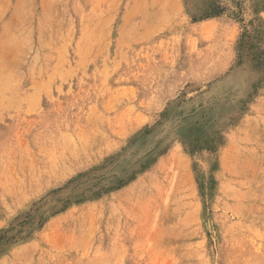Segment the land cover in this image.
<instances>
[{"label": "rangeland", "instance_id": "obj_1", "mask_svg": "<svg viewBox=\"0 0 264 264\" xmlns=\"http://www.w3.org/2000/svg\"><path fill=\"white\" fill-rule=\"evenodd\" d=\"M0 264H264V0H0Z\"/></svg>", "mask_w": 264, "mask_h": 264}]
</instances>
